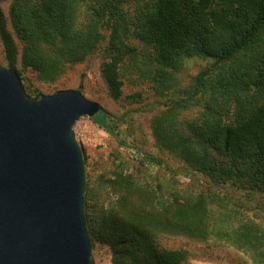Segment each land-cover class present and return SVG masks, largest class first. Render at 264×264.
<instances>
[{"label":"trees","instance_id":"obj_1","mask_svg":"<svg viewBox=\"0 0 264 264\" xmlns=\"http://www.w3.org/2000/svg\"><path fill=\"white\" fill-rule=\"evenodd\" d=\"M83 1L14 0L10 19L22 44L20 49L3 23L9 68L21 79L20 60L24 69L55 79L108 38L101 72L109 95L120 99V69L135 50L132 39L153 49L162 67L151 78L163 96L175 80L168 67H179L191 57L206 60L194 83L183 90L185 97L162 103L164 109L152 118V132L161 152L175 153L189 170L212 182L200 191L186 189L178 172L150 153L142 163L164 172L153 174L148 167L115 170L103 185L111 199L93 203L86 182L84 207L92 246H107L111 264H186L191 251L164 247L162 238H216L253 264H264V218L246 217L230 205L228 195L213 188L230 185L247 197L260 194L264 199V0H148L134 9L131 0H89L88 15L80 21ZM207 93L204 109L186 121L185 129L178 121L180 110ZM41 96L37 93L36 99ZM93 120L120 146L128 144L106 109ZM213 206L221 210L218 215Z\"/></svg>","mask_w":264,"mask_h":264},{"label":"water","instance_id":"obj_2","mask_svg":"<svg viewBox=\"0 0 264 264\" xmlns=\"http://www.w3.org/2000/svg\"><path fill=\"white\" fill-rule=\"evenodd\" d=\"M102 109L80 89L30 98L0 66V264H93L74 126Z\"/></svg>","mask_w":264,"mask_h":264},{"label":"rangeland","instance_id":"obj_3","mask_svg":"<svg viewBox=\"0 0 264 264\" xmlns=\"http://www.w3.org/2000/svg\"><path fill=\"white\" fill-rule=\"evenodd\" d=\"M14 0H0V66L9 68L6 50L1 33V25L12 33L14 39L20 45L10 19V10ZM148 0H131L130 8L144 6ZM92 2V1H91ZM89 0L80 4V21L88 15ZM107 37L109 32H106ZM130 44L135 50L131 52L121 65V74L124 82V95L120 99H114L109 95L105 80L102 76L101 66L108 56V38L94 52L88 54L83 62L70 67L61 76L55 79L41 77L38 73L24 69L20 60L17 71L27 93H32L30 98L36 99L37 93L50 95L59 90L80 89L90 100L97 101L115 119L121 132V137L126 139L127 145L120 146L116 139L105 129L100 127L90 117H82L77 121L74 130L77 139L83 149L86 168V182H89L92 193L91 201L101 203L104 199H111L107 189L103 188L105 179L110 177L115 170L125 169L136 172L148 167L153 174L164 171L155 164L144 165L142 163L146 154H154L161 157L167 167L178 172V177L184 188L192 191H200L211 185L204 174L189 170L185 162L175 153L161 152L153 136L152 118L164 109L162 104L167 99L185 97L183 90L189 88L194 79L206 66L207 61L199 57H191L184 60L179 67H168L167 70L174 76V84L163 96L154 88L151 73L154 69L162 67L154 60L153 49L141 41L132 39ZM210 99L209 93L193 100L191 105L181 109L178 121L187 129L186 121L194 119L204 109ZM188 131V130H187ZM211 183V184H210ZM216 191L228 195L230 205L239 209L246 217L260 220L264 218V199L260 194L247 197L243 192L233 189L230 185L225 188L214 186ZM213 213H220L218 207L213 206ZM161 244L167 248H186L191 251V258L186 264L198 260H212L222 264H253L244 253L236 250L223 240L212 238L207 242L191 241L184 238H162ZM94 264H111V252L109 248L100 243H95L92 250ZM193 262V263H194ZM215 263V264H216Z\"/></svg>","mask_w":264,"mask_h":264},{"label":"crops","instance_id":"obj_4","mask_svg":"<svg viewBox=\"0 0 264 264\" xmlns=\"http://www.w3.org/2000/svg\"><path fill=\"white\" fill-rule=\"evenodd\" d=\"M193 262L191 264H215L216 263V262L214 263L212 260H206V259H204V260H198V261H196L194 263ZM216 264H218V262ZM222 264H230V263L223 262Z\"/></svg>","mask_w":264,"mask_h":264}]
</instances>
